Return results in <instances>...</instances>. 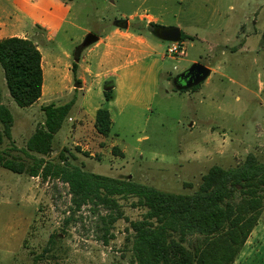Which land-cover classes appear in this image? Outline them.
Masks as SVG:
<instances>
[{
	"label": "rangeland",
	"instance_id": "obj_1",
	"mask_svg": "<svg viewBox=\"0 0 264 264\" xmlns=\"http://www.w3.org/2000/svg\"><path fill=\"white\" fill-rule=\"evenodd\" d=\"M63 1L67 12L56 31L41 23L30 31L45 73L35 107L25 111L16 105L0 68L2 101L15 118L12 139H5L0 151L27 169L18 175L0 167V264H134L130 223L145 213L133 206L137 199L120 201L123 217L111 231L114 238L105 243L100 218L106 210L87 205L74 211L68 185L29 175L42 158L25 153L28 140L45 122L42 108L75 100L46 161L59 164L63 154L87 172L169 193L194 194L214 165L238 167L250 154L264 161V0ZM12 7L0 5V20L10 29ZM145 13L180 29L184 55H171L172 42L141 29L146 18L129 17ZM125 20L161 48L153 64L136 69V77L123 88L121 98L132 96L133 105L114 112L111 135L104 137L80 109L104 103L107 82L99 88L88 81V62L76 74L72 66L89 35H103ZM88 49L79 53V66ZM196 64L212 69L198 89L186 81L174 83ZM235 264H264V212Z\"/></svg>",
	"mask_w": 264,
	"mask_h": 264
},
{
	"label": "trees",
	"instance_id": "obj_2",
	"mask_svg": "<svg viewBox=\"0 0 264 264\" xmlns=\"http://www.w3.org/2000/svg\"><path fill=\"white\" fill-rule=\"evenodd\" d=\"M143 27L150 32L163 28L152 23L141 29ZM182 41L181 33L179 42ZM96 42L92 41L83 50ZM77 58L72 66L74 74L79 69L80 57L77 55ZM0 68L10 97L18 107H32L42 98V54L32 40L17 37L2 40ZM201 84L192 88L196 90ZM114 87V82L106 83L103 93L107 102L115 98ZM74 104L75 100L42 108L45 122L28 140L25 150V153L42 156L29 169L31 177L42 176L68 185L74 211L87 205L97 211L106 210L108 213L100 218L105 243L114 238L111 231L123 217L120 201L137 199L133 206L145 213L141 220L130 223L134 264H235L264 212V161L250 154L238 167L225 169L214 165L192 195L169 193L130 179L87 172L69 163L63 154L59 164L48 162L43 157L53 153L55 136L69 118ZM0 124L1 146L5 139H12L15 124L11 110L2 101L1 88ZM95 129L104 137L110 136L112 119L107 108L98 109ZM114 151L119 152V149ZM0 167L18 175L27 172L23 162L9 159L6 152L1 151Z\"/></svg>",
	"mask_w": 264,
	"mask_h": 264
},
{
	"label": "crops",
	"instance_id": "obj_3",
	"mask_svg": "<svg viewBox=\"0 0 264 264\" xmlns=\"http://www.w3.org/2000/svg\"><path fill=\"white\" fill-rule=\"evenodd\" d=\"M6 3L13 6L12 13L14 16V24H12V28L10 29L0 20V42L4 39L13 37L33 41L30 37V31L36 23H41L49 29L54 28V31H56V29L59 28V24H61L60 22L64 20V15L67 12L66 7L68 6L63 0H39V3L35 2V4L33 0H31L30 3L25 0H0V5H5ZM134 15L141 19L146 18V26L152 23L165 27L163 24L159 23L160 20L157 17L150 13L141 15L132 14L129 17ZM124 18L126 19L127 16L124 15ZM148 18H151V20H148ZM34 43L36 44V42ZM160 48L161 46L159 44H154L148 36L133 31L130 27L121 30L114 24L112 29H109L108 32L103 35H100L98 41L93 46L89 47L86 55L82 58L79 69L83 72L86 63L88 62L91 64L90 68L86 69V71H90L89 76L86 78H88V81L91 79L96 87L100 88V85H103L106 82H114V88L116 90L115 98L113 101L107 102L104 97V103H101V105H97L92 109L89 108L88 110L80 109L82 116L89 115V117L92 118V122L95 124L98 109L105 107L110 111L113 126L114 112H122L128 105H133L132 96L124 101L121 98L123 88L125 89L127 82H131L133 77H136V73H134L136 69L138 70L143 66L153 64L154 56ZM210 70L212 73V69ZM128 71L130 74H126ZM81 79L86 83L88 82L83 76ZM111 79H114L115 81H110ZM86 88L87 85H84L83 91H86ZM104 89H102V92ZM39 101L37 103H39ZM37 103L35 105H37ZM35 105L24 109H27L25 111H29L35 107Z\"/></svg>",
	"mask_w": 264,
	"mask_h": 264
},
{
	"label": "water",
	"instance_id": "obj_4",
	"mask_svg": "<svg viewBox=\"0 0 264 264\" xmlns=\"http://www.w3.org/2000/svg\"><path fill=\"white\" fill-rule=\"evenodd\" d=\"M115 26H123L124 28H129V23L127 21H118L115 23ZM155 36H157L161 40H165L172 43H177L181 39V31L178 28H168L163 27L157 31H152ZM99 37L94 35H89L82 46H80V50L78 52V56L80 57V52L83 50L84 47L88 46L92 41H98ZM75 60H78L75 59ZM211 75V70L201 64H196L193 69H191L188 73L184 74L183 76L189 77V82L187 83V87L189 83H192V87L199 85L205 82ZM191 81V82H190ZM106 89V88H105Z\"/></svg>",
	"mask_w": 264,
	"mask_h": 264
},
{
	"label": "built area",
	"instance_id": "obj_5",
	"mask_svg": "<svg viewBox=\"0 0 264 264\" xmlns=\"http://www.w3.org/2000/svg\"><path fill=\"white\" fill-rule=\"evenodd\" d=\"M168 52L171 55H184V50L181 46V44L177 43H172L171 47L168 49ZM72 121V118L69 119Z\"/></svg>",
	"mask_w": 264,
	"mask_h": 264
},
{
	"label": "flooded vegetation",
	"instance_id": "obj_6",
	"mask_svg": "<svg viewBox=\"0 0 264 264\" xmlns=\"http://www.w3.org/2000/svg\"><path fill=\"white\" fill-rule=\"evenodd\" d=\"M186 81L187 83L189 82V77L187 78L186 76H179L174 80V83H180V82ZM191 82V81H190Z\"/></svg>",
	"mask_w": 264,
	"mask_h": 264
}]
</instances>
